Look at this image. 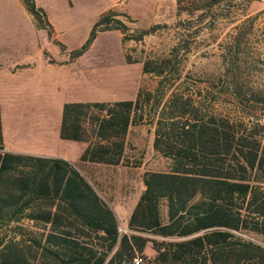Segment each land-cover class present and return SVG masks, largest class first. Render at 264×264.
I'll return each mask as SVG.
<instances>
[{"label": "trees", "instance_id": "trees-1", "mask_svg": "<svg viewBox=\"0 0 264 264\" xmlns=\"http://www.w3.org/2000/svg\"><path fill=\"white\" fill-rule=\"evenodd\" d=\"M20 1L52 37L45 12L34 0ZM253 1L177 0L176 15L186 18L172 27L174 45L142 63V73L157 79L153 91L140 88L134 100L63 104L59 138L87 144L82 162L127 166L130 129L154 127L153 150L169 168L143 173L126 233L70 162L5 151L0 105V264H264V89L245 90L242 79L257 18L245 9ZM120 17L132 22L104 12L68 61L100 32L118 31L124 45L169 28L131 31ZM223 22L233 32L220 47L219 71L189 85L182 58L198 36L192 24L215 32ZM149 245L153 257L145 255Z\"/></svg>", "mask_w": 264, "mask_h": 264}, {"label": "rangeland", "instance_id": "rangeland-1", "mask_svg": "<svg viewBox=\"0 0 264 264\" xmlns=\"http://www.w3.org/2000/svg\"><path fill=\"white\" fill-rule=\"evenodd\" d=\"M34 2L45 12L53 29L52 37L36 27L20 0H0V105L5 141L9 147L17 144L32 149L31 138L24 140L19 131L51 124L47 119L52 114L47 112L71 99L73 93L78 94L79 100L111 103L134 100L140 88L153 91L157 79L142 73V63L169 53L177 38L172 27L186 18L185 15H176L177 0ZM110 9L129 15L132 22L124 17L120 19L131 31L153 25H167L169 28H160L141 42L129 41L124 45L118 31L97 33L88 50L74 62H69L70 52L78 50L87 41L93 25ZM236 10L241 14V6ZM245 10L249 16L257 15V18L246 46L247 61L242 69V79L245 90L264 89V0H254ZM197 25L193 23L192 30L198 31V36L196 34L191 42L190 53L182 58L190 74L189 85H199L200 80L219 71L220 47L233 32V26L228 22L219 24L215 32H202L203 26ZM54 41L62 44L65 52ZM49 65L52 67L48 68ZM29 66L35 69H27ZM8 70L20 72L7 80L4 73ZM33 73H38L39 78H52L49 91L45 85L39 86L38 79L33 80ZM228 109L226 105L224 112L231 111ZM153 138L154 127L151 124H140L130 129L125 151L127 166L78 164L81 174L112 208L121 226L123 215L129 212L139 195L143 173L168 171L169 162L153 150ZM34 149L37 150L36 146ZM54 151L66 153L62 147H54ZM124 177L131 179L132 184L125 191V200L118 204L116 200L123 191ZM121 226L120 233H124ZM249 238L261 243L254 236ZM145 255L154 256L150 245L145 249Z\"/></svg>", "mask_w": 264, "mask_h": 264}, {"label": "crops", "instance_id": "crops-1", "mask_svg": "<svg viewBox=\"0 0 264 264\" xmlns=\"http://www.w3.org/2000/svg\"><path fill=\"white\" fill-rule=\"evenodd\" d=\"M52 66L49 65L48 68H50ZM27 69L33 71L35 69V67H28ZM20 71H16L13 72L12 70H8L6 73V78L8 80V78H15L14 76H16ZM34 77L33 80H37L39 82V86L40 84L45 85L47 87V91H49V84H50V80L52 78H49L48 76H42V77H38V73H33ZM33 84L35 81H32ZM12 85V84H11ZM1 96V95H0ZM74 96V97H73ZM78 94L77 93H73L72 96H70L71 99H67L64 100L63 102H61L58 106L57 109L55 110H49V112H47V114L51 113V117L49 116V118L47 119V122L49 121L51 124H46L47 126H32L30 128H25V129H21V131H19L18 133L23 137L24 140L31 138V143L32 144V149L31 147H25V146H20V145H15L12 147H9L5 141V129H4V123H3V110L1 108V120H2V135H3V142L5 145V151L7 152H12V153H17V154H26V155H33V156H42V157H48V158H60V159H64L68 162H70L72 165H74L78 170L80 169L78 164H85V165H101V164H94V163H89V162H82L80 161V157L82 155V153L84 152V150L87 147V144L85 143H81V142H73V141H65V140H61L59 138V129H60V123H61V114H62V106L65 103H86L87 101L84 100H79L77 98ZM32 106H34V104H32ZM47 106L48 105L47 103ZM51 109V108H50ZM44 112V111H43ZM18 134V135H19ZM26 138V139H25ZM37 148V150H35L34 148ZM54 147H62L65 149L66 153L64 154H58L57 151H54ZM28 148H30L31 150H28ZM103 165V164H102ZM123 191L120 194V197L118 198V200H116V202H118V204L122 203L125 200V191L127 190V187L130 186L132 183L131 179L124 177L123 178ZM140 192L139 195L136 197V199L134 200V202L132 203V205L130 206L129 212L125 215H123L122 221H123V225L121 226L120 222L118 221V225L121 226V228L123 229V232L126 233L127 232V222L128 219L130 217V214L139 198V196L141 195L144 187L142 184V180L140 179Z\"/></svg>", "mask_w": 264, "mask_h": 264}, {"label": "built area", "instance_id": "built-area-1", "mask_svg": "<svg viewBox=\"0 0 264 264\" xmlns=\"http://www.w3.org/2000/svg\"><path fill=\"white\" fill-rule=\"evenodd\" d=\"M120 231L121 230L119 229V232ZM134 264H142V259L141 258H136Z\"/></svg>", "mask_w": 264, "mask_h": 264}]
</instances>
